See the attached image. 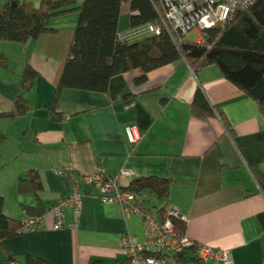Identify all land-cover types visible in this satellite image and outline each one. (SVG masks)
Returning <instances> with one entry per match:
<instances>
[{
	"label": "crops",
	"instance_id": "1",
	"mask_svg": "<svg viewBox=\"0 0 264 264\" xmlns=\"http://www.w3.org/2000/svg\"><path fill=\"white\" fill-rule=\"evenodd\" d=\"M20 1L36 5L39 0ZM122 15L128 27L125 2L116 32L124 29ZM74 21L72 12L58 14L45 22L53 32L24 44L0 40L7 61L0 68V113L17 95L29 104L14 119L0 117L1 210L17 220L26 216L21 206L33 205L35 196L18 193L16 179L33 170L41 183L37 197L44 215L36 228L0 240V264H24L27 255L47 264H124L120 240L125 235L141 239V225L116 203L101 202L94 186L80 180L97 169L108 175L129 170L118 178L121 188L140 176L169 179L166 198L144 190L139 200L150 206H142L156 212L165 203V210L175 209L196 245L229 252L231 259L223 264H264V186L250 170L258 169L264 180V120L256 104L215 65L193 71L179 59L147 71L141 81L139 69L113 75L104 92L64 88L55 105L61 119L53 120L48 107ZM25 60L37 72L28 91L18 87ZM196 86L215 115L191 113ZM126 123L138 132L133 144L123 134ZM64 167L71 178L55 172ZM72 179L81 194L77 215L65 208L63 225L53 228L47 209L67 195ZM192 256V250L184 251V259ZM183 260L167 257L163 264Z\"/></svg>",
	"mask_w": 264,
	"mask_h": 264
},
{
	"label": "trees",
	"instance_id": "2",
	"mask_svg": "<svg viewBox=\"0 0 264 264\" xmlns=\"http://www.w3.org/2000/svg\"><path fill=\"white\" fill-rule=\"evenodd\" d=\"M124 2L129 10L128 29L156 20L155 0H39L36 5L30 1H0V40L7 42L24 44L42 33L55 31L46 26L48 18L67 12L75 14L65 58L48 107L50 118L61 119L55 105L64 88L104 92L113 75L139 69L141 75L137 79L141 81L147 71L183 59L193 71L215 65L225 80L256 104L264 120V0H256L247 9L237 11L223 27L208 28L204 39L195 42L172 41L163 30L158 34L118 41L116 25L120 5ZM6 65V57L0 53V68H6ZM36 73L25 60L18 75L19 89L28 91ZM28 108V102L17 95L9 110L0 113V117L14 119ZM190 111L201 118L215 115L200 86L194 90ZM217 116L223 128L230 131L222 113ZM2 139L0 135V141ZM250 170L256 182L264 186L263 174L254 167ZM168 183L169 179L140 176L131 179L122 189L132 193L141 203L139 195L144 190L164 200ZM16 190L35 196L33 205L21 206L26 217L42 215L43 207L37 197L41 183L35 171L29 170L24 176L17 177ZM1 206L0 197V240L20 234L24 218L17 220L5 216ZM164 207L165 203L154 213L164 217ZM169 218L176 234H183L184 222ZM188 249L193 253L194 246ZM184 251L172 258L182 261ZM183 261H193V256ZM24 264L47 263L27 255Z\"/></svg>",
	"mask_w": 264,
	"mask_h": 264
},
{
	"label": "built area",
	"instance_id": "3",
	"mask_svg": "<svg viewBox=\"0 0 264 264\" xmlns=\"http://www.w3.org/2000/svg\"><path fill=\"white\" fill-rule=\"evenodd\" d=\"M256 0H155L154 10L156 20L117 33V40H129L146 34H158L163 30L172 41L183 39L190 31L197 34L196 41L204 39L208 28L224 24L237 11L250 7ZM123 134L127 142L133 144L139 135L131 124L123 125ZM57 174L70 177L69 167L55 170ZM130 171L120 169L115 175H108L97 169L91 175L81 177V181L90 183L96 189L97 196L103 203H116L123 213L133 214L141 225V239L136 240L125 235L120 240L124 264H163L165 258L179 255L182 251L194 246L193 261L183 264H204L212 261L214 264L230 261L227 250L211 247L207 244H195L185 233L177 235L170 216L185 221L175 209H167L161 217L139 203L129 191L121 188L118 178L130 175ZM71 178V177H70ZM80 192L77 181L71 180L70 190L66 196L60 197L47 209L52 217V227L63 225L62 213L65 208L72 211L74 217L79 208ZM44 215L24 217L22 231L32 230L42 223Z\"/></svg>",
	"mask_w": 264,
	"mask_h": 264
},
{
	"label": "rangeland",
	"instance_id": "4",
	"mask_svg": "<svg viewBox=\"0 0 264 264\" xmlns=\"http://www.w3.org/2000/svg\"><path fill=\"white\" fill-rule=\"evenodd\" d=\"M122 17H124V19H122V23L124 24V29L121 30V31L123 32V31H126V30L128 29V27L126 26L127 23H126L125 15H122ZM121 31L119 30V31H117V32H121ZM196 39H197V34H196L194 31H190L187 35H185V36L183 37V40H184V41H187V42H195ZM141 203H142L143 205H148V204H149V203H143L142 201H141ZM148 206H150V204H149ZM154 206H155V205H154Z\"/></svg>",
	"mask_w": 264,
	"mask_h": 264
}]
</instances>
